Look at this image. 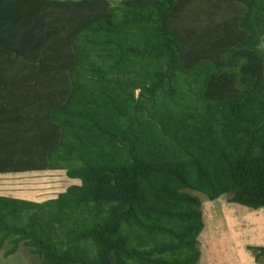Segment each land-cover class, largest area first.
<instances>
[{"label": "trees", "instance_id": "obj_1", "mask_svg": "<svg viewBox=\"0 0 264 264\" xmlns=\"http://www.w3.org/2000/svg\"><path fill=\"white\" fill-rule=\"evenodd\" d=\"M45 171L5 257L198 264L191 192L264 209V0H0V175Z\"/></svg>", "mask_w": 264, "mask_h": 264}, {"label": "rangeland", "instance_id": "obj_2", "mask_svg": "<svg viewBox=\"0 0 264 264\" xmlns=\"http://www.w3.org/2000/svg\"><path fill=\"white\" fill-rule=\"evenodd\" d=\"M76 183L65 171L0 175V196L43 202ZM191 194L202 202L204 221L198 238L202 254L198 264H264V257L256 260L254 250L264 247V209L253 210L231 203L227 195L210 201L205 195ZM0 264L41 263L21 246L11 257H5L2 251Z\"/></svg>", "mask_w": 264, "mask_h": 264}]
</instances>
